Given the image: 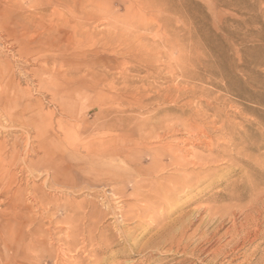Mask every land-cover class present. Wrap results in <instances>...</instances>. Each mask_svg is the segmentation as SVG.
I'll return each mask as SVG.
<instances>
[{"label":"rangeland","instance_id":"374dc122","mask_svg":"<svg viewBox=\"0 0 264 264\" xmlns=\"http://www.w3.org/2000/svg\"><path fill=\"white\" fill-rule=\"evenodd\" d=\"M0 31L45 142L0 141L61 151L0 179V264H264V0H0ZM42 33L88 66L65 74Z\"/></svg>","mask_w":264,"mask_h":264},{"label":"bare ground","instance_id":"6f19581e","mask_svg":"<svg viewBox=\"0 0 264 264\" xmlns=\"http://www.w3.org/2000/svg\"><path fill=\"white\" fill-rule=\"evenodd\" d=\"M58 1V0H56ZM59 1H64V2H67V0H59ZM55 2V1H54ZM53 1H51V3H54ZM68 8V7H67ZM63 15V14H62ZM6 16V15H5ZM62 17V16H61ZM64 20L62 23H57V28L59 29L60 28H66L69 23V19L66 18V15L62 17ZM91 17L90 16H86L85 14V17L82 16L81 18V21L80 23L78 24L79 26L74 30L75 34L74 36H76L77 34H80L81 36H83L85 33L83 27L84 25L87 23V21L90 19ZM32 23V22H31ZM53 23V22H51ZM49 25V24H48ZM54 25V24H53ZM54 27V26H52ZM51 28V27H49ZM65 30V29H64ZM63 30V31H64ZM58 31V30H57ZM70 31V30H69ZM1 32V31H0ZM52 33V30L48 31L47 34H51ZM71 34V33H70ZM1 35V34H0ZM45 34L42 33L40 35V37H42V40L38 41V42H45L46 44H48L49 47H51V57L49 58V60H52L54 62L55 65L59 64L61 68H64V67H68L69 69H65V74H67L68 72H80L82 68H84V66H88V63H85V62H79L75 60V54H74V50H73V45H74V40L75 38L72 39V36L71 35H67L66 38L64 40H61L59 36L56 35L55 38L53 39H49L48 37L46 38H43ZM64 35V33H63ZM73 36V37H74ZM54 37V36H53ZM64 37V36H63ZM34 39V37H33ZM32 39V40H33ZM41 39V38H40ZM80 39V38H79ZM44 40V41H43ZM52 40V41H51ZM81 40V39H80ZM81 42V41H80ZM64 45V48L61 49V46ZM50 50V49H48ZM47 52V51H46ZM158 54V53H157ZM150 57V56H149ZM153 57V56H152ZM79 59V58H78ZM83 59V58H81ZM161 59V58H160ZM47 60V59H46ZM45 60V61H46ZM107 63V62H106ZM119 63V62H118ZM8 68V67H7ZM86 69V68H85ZM89 70V68H87ZM92 69V68H91ZM87 70V71H88ZM54 71V70H53ZM9 72V70H8ZM94 72V70H93ZM51 72H49V70H43V75H49ZM96 73V72H95ZM7 71L6 69H4L1 65H0V134H1V131H5V130H11V129H16V128H19L21 130H23L25 133L28 132L29 128L32 129L36 134L37 136H33L34 138H37V140L39 142H42L44 141L45 137H42L40 135V126L42 125V122H43V116H42V113L41 111L39 110H36V109H32L30 112H26L24 107H21L20 104H22V96H20V94L18 93L17 90L13 89V85L11 84L10 81H7ZM72 74V73H71ZM89 74V73H88ZM172 74V73H171ZM68 76V75H67ZM71 76V75H70ZM82 76V75H81ZM80 76V77H81ZM84 76V75H83ZM126 77V76H125ZM82 78V77H81ZM85 80V78H83ZM100 79V78H99ZM80 80V78H79ZM78 80V81H79ZM82 80V79H81ZM80 80V81H81ZM87 80V79H86ZM85 80V81H86ZM88 81V80H87ZM94 81V80H93ZM98 81V80H97ZM105 82V81H103ZM72 84H75L77 83L76 80L75 82H71ZM81 83V82H80ZM92 83V82H91ZM97 83V82H96ZM114 83V82H113ZM79 84V83H78ZM86 84V83H85ZM88 84V83H87ZM95 84V83H94ZM15 85V84H14ZM71 85V84H70ZM82 85V84H81ZM88 86H90L88 84ZM96 86V85H95ZM100 86V85H99ZM115 86V84H114ZM84 87V86H83ZM86 87V85H85ZM88 88V87H87ZM92 88V87H91ZM90 88V89H91ZM102 88V87H101ZM173 88V87H172ZM171 88V89H172ZM114 89V88H113ZM189 89V88H188ZM92 90V89H91ZM182 90V89H181ZM187 90V89H186ZM140 91V90H139ZM144 91V90H143ZM142 91V92H143ZM185 91V90H183ZM182 91V92H183ZM155 92V91H154ZM22 93V92H21ZM187 93V92H186ZM84 94V93H83ZM82 94V95H83ZM183 94V93H182ZM81 95V96H82ZM85 95V94H84ZM89 96V95H88ZM27 97V96H26ZM28 98V97H27ZM20 103V104H19ZM4 118L6 120V122L4 121H1V119ZM144 120V119H143ZM59 121V120H58ZM142 122V121H140ZM58 123V122H57ZM143 124V123H142ZM113 127L115 126L114 124H112ZM175 125V124H174ZM174 125H172L174 127ZM63 126V125H62ZM111 126V124H110ZM125 126V125H124ZM180 126V125H179ZM186 126V125H185ZM189 126V125H188ZM194 126V125H192ZM52 127V126H51ZM103 127H104V124H103ZM108 127V125H107ZM172 127V128H173ZM178 127V126H176ZM102 128V127H100ZM188 128V127H187ZM190 128V127H189ZM55 129V128H54ZM191 129V128H190ZM47 131V135L46 136H49L51 133H49V131L51 130H46ZM58 131V130H57ZM30 132V131H29ZM56 132V131H55ZM180 132V131H179ZM24 133V134H25ZM65 133V132H63ZM154 133V132H153ZM203 133V132H202ZM23 134V133H22ZM23 134V135H24ZM29 134V133H28ZM49 134V135H48ZM198 134V133H197ZM52 135V134H51ZM62 135V134H61ZM71 135V134H70ZM154 135V134H153ZM193 135V134H192ZM39 136V137H38ZM55 136V135H54ZM73 136V135H72ZM26 137V141L24 140V149L21 150V148H19V144H18V138L16 139L15 142H13L12 145H8L7 141H0V179L1 180H5L6 177H11V179H14V177H16V174H13L11 172V166L13 165H16V166H21L24 168H27L29 169V173H34L35 170H42V171H45L46 174H48L49 172V165H50V162H53L57 158L58 154L61 152L60 151V146L57 145L58 143H56V139H54V137H52L50 140L47 141L48 144V147H45L44 148H41L44 149L43 152H44V157L42 159H38L37 161H31L30 164L28 165H25V159H26V156L31 153L33 151V146H32V141L31 138L27 135H25ZM33 138V139H34ZM66 138V137H65ZM64 138V139H65ZM150 138V137H149ZM194 138V136H193ZM67 139V138H66ZM148 139V138H147ZM70 140V139H69ZM150 141V139H148ZM66 141V140H65ZM199 141V140H198ZM206 141V140H205ZM208 141V140H207ZM45 142V141H44ZM64 142V141H63ZM137 142V141H136ZM167 143V142H165ZM34 144V143H33ZM39 145V144H38ZM41 145V144H40ZM45 145V146H46ZM138 145V144H137ZM146 144H144L143 146H145ZM148 145V144H147ZM176 145V144H175ZM213 145V144H212ZM41 147V146H40ZM38 147V148H40ZM72 147V146H71ZM172 148V147H171ZM213 148V147H212ZM158 149V148H157ZM161 149V147H160ZM38 150V149H37ZM173 150V149H172ZM180 150V149H179ZM39 151V150H38ZM64 153V152H63ZM34 154V153H33ZM219 154V153H218ZM164 155V154H163ZM202 155V154H201ZM157 156V155H156ZM162 156V155H161ZM64 158V157H63ZM182 158V157H181ZM180 158V159H181ZM160 160V159H159ZM197 161V160H196ZM160 163V162H159ZM176 163V162H175ZM179 164V163H178ZM65 165V164H64ZM196 165V163H195ZM46 166V168H44ZM185 166V165H184ZM204 166V165H203ZM42 169H39L41 168ZM13 168V167H12ZM48 168V169H47ZM158 168V167H157ZM135 169V168H134ZM136 170V169H135ZM153 170V169H152ZM22 171V170H20ZM154 171V170H153ZM22 174V173H21ZM162 174V173H161ZM211 174V173H210ZM160 176V175H159ZM163 176V175H162ZM173 177V176H172ZM20 178V177H19ZM189 178V177H188ZM17 179V178H15ZM158 179V178H157ZM26 180V179H25ZM163 180V179H162ZM161 180V181H162ZM190 180V179H189ZM54 182V181H53ZM5 185V184H4ZM177 186V185H176ZM180 186V185H179ZM9 187V186H8ZM7 186L3 187V189L1 190V192H5V193H9L11 190L8 188ZM167 192V191H165ZM169 193V192H168ZM172 194V193H170ZM188 194V193H187ZM34 195V194H33ZM165 196V194H163ZM27 196V195H26ZM174 196V194H173ZM178 196V195H177ZM34 197H37L36 195ZM167 197V195H166ZM168 197H169V194H168ZM162 198V197H161ZM171 198V196H170ZM163 199V198H162ZM165 197H164V202H165ZM172 199V198H171ZM177 199V198H176ZM166 202H168V200H166ZM161 203V202H160ZM153 204V203H152ZM169 204V203H168ZM150 205V204H149ZM164 205V204H163ZM165 205H167L165 203ZM17 205L13 204L12 205V208H15ZM21 206V205H20ZM154 207V204L152 205ZM150 209H151V206H150ZM154 210V209H153ZM21 212V211H20ZM159 212V211H158ZM157 211L155 213H158ZM165 212V211H164ZM161 214V213H160ZM159 214V215H160ZM163 214V213H162ZM156 216V215H154ZM164 216V215H163ZM157 218V216H156ZM159 218V217H158ZM50 221V220H49ZM171 224V223H170ZM177 224V223H176ZM181 224V223H180ZM170 226V225H169ZM175 226V224H174ZM182 226V225H181ZM185 227V226H184ZM171 228L170 230L169 229H164L162 234H166L167 232L169 231H172V227H169ZM179 229V227H178ZM184 229V228H183ZM180 230V229H179ZM178 230V231H179ZM176 232L175 231V236L177 235V237H183L185 234H184V231L183 230H180V232ZM161 234V236H162ZM173 234V233H172ZM160 235V233H159ZM173 236V235H172ZM175 238V237H174ZM165 239V238H163ZM162 239V240H163ZM178 240V238H176ZM165 241V240H164ZM207 241V240H206ZM162 242V241H160ZM178 242V241H177ZM125 243V242H124ZM154 243V242H153ZM164 243V242H163ZM172 243V242H170ZM177 244V243H176ZM22 245V244H21ZM175 245V244H174ZM218 246V245H217ZM171 247V246H170ZM225 247V246H224ZM214 248V247H213ZM223 248V247H222ZM145 249V247H144ZM143 249V250H144ZM22 250V249H21ZM25 250V249H24ZM61 250V249H60ZM223 252V251H222ZM226 252V251H225ZM219 253V252H217ZM224 253V252H223ZM221 254V253H220ZM214 255V254H213ZM53 256V255H52ZM60 259V258H59ZM182 263V262H181Z\"/></svg>","mask_w":264,"mask_h":264}]
</instances>
